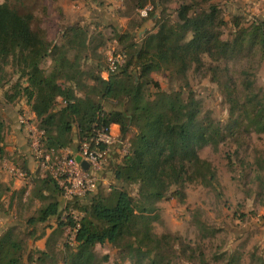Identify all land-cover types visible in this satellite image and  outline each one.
Wrapping results in <instances>:
<instances>
[{
  "label": "trees",
  "instance_id": "obj_1",
  "mask_svg": "<svg viewBox=\"0 0 264 264\" xmlns=\"http://www.w3.org/2000/svg\"><path fill=\"white\" fill-rule=\"evenodd\" d=\"M170 1L129 0L135 10L152 6L144 21L154 19L159 11L161 14L156 31L146 33L139 44L132 32L115 34L126 57L122 66L110 71L99 62L96 70H82L76 64L77 56L69 67L57 66L50 76L44 62L50 59L54 64L57 53L65 50L81 28L67 27L63 43L54 44L45 32H34L25 16L0 3V74L8 65H17L20 79L26 83H16L14 93L6 99L13 103L20 96L27 98L39 129L45 133L42 142L46 151L72 149L79 153L85 144L93 148L97 135L113 125L119 126L122 139L135 131L129 153L113 169L119 185L108 194L101 190L90 194L83 199L86 205L74 201L83 214L78 222L71 214L62 215V190L57 181L49 176L35 178L30 193L41 205L27 218L25 229L10 227L0 236V264L10 254L23 264H57V246L67 228L76 230V248L71 251L64 244L63 264H102L95 249L107 244L127 252L134 264H144L153 254L150 264H158L161 241L151 231L158 204L167 199L184 201L187 184L201 181L210 185L216 178L212 164L199 152L223 141L220 125L202 116L201 103L192 92L186 99L180 92H164L152 75L170 71L185 79L193 67L201 70L206 66L205 57L226 63L256 51L264 57V19L257 18L249 28L240 29L230 43L222 39L221 28L226 22L217 5L202 9L200 4H181L177 18L172 19ZM98 37L92 54L107 42L102 35ZM218 68H212L215 74ZM254 70H243L241 82L233 87L224 84L230 106L225 128L230 134H235L234 129L264 134V90L254 79ZM104 72L108 79L102 77ZM215 81L221 84V80ZM152 89L157 92L153 94ZM59 100L62 106L56 110ZM104 101H116L123 108L106 111ZM5 130L0 108V163L7 156ZM132 186H138L137 198L129 191ZM18 193L25 194L26 187ZM46 237L45 250L33 249L31 242Z\"/></svg>",
  "mask_w": 264,
  "mask_h": 264
},
{
  "label": "rangeland",
  "instance_id": "obj_2",
  "mask_svg": "<svg viewBox=\"0 0 264 264\" xmlns=\"http://www.w3.org/2000/svg\"><path fill=\"white\" fill-rule=\"evenodd\" d=\"M0 3L8 4L25 16L34 32H45L47 39L50 37L54 44L63 43L61 38L67 27L78 25L81 28L71 36L65 50L57 53L55 64L50 59L44 62L43 68L48 76L57 66L69 67L68 63L77 56L76 64L82 70H96L99 62L109 68V56L113 53L122 54L121 44L115 34L132 32L139 44L146 33L156 31V21L161 14L159 11L154 19L144 21L148 16H143L142 10L133 9L129 0H0ZM181 4H200L202 9L217 5L226 22L221 28L222 39L230 43L235 41L240 29L249 28L257 18L264 19V0H171L168 12L172 19L177 18ZM236 24H239V28ZM100 35L107 42L99 47L98 53L92 54ZM204 62L206 66L203 69L193 67L185 79L174 76L170 71L152 75L164 92H180L185 99L192 92L201 103L202 116H209L217 122L223 134V141L218 146L210 145L199 152L200 157L210 162L215 170L216 178L212 184L205 185L201 181L187 184L184 201L167 199L158 204L159 210L151 223V231L161 241L158 264H264V134L244 133L237 129H234L235 134L228 132L225 126L229 124L230 106L224 88L226 83L232 87L239 84L241 72L254 67V79L264 90V57L256 51L231 63L214 62L209 57H205ZM213 67H219L216 74ZM20 75L17 65H8L0 74V108L6 124L5 133L8 121L4 110L10 105L15 107V125L21 131L28 127L19 122L20 117L37 124L36 119H30L31 107L25 96H20L13 103H8L6 99L7 94L14 93L16 83L26 86ZM216 79L221 80V84ZM156 92L152 89L153 94ZM103 105L106 111L123 108L116 101H104ZM60 108L58 102L55 109ZM113 131L121 138L117 128ZM134 134L133 130L126 139H122L119 148L114 152L111 150L107 157L98 187L105 194L119 185L114 179L113 169L128 154L123 150V145H130L129 151L130 139ZM6 157L14 158L8 154ZM38 170V177L53 178L48 171L44 172L40 167ZM32 183L33 180H30L24 184L28 187ZM4 184L0 183V236L10 227L25 229L27 218L41 205V202L32 199L31 190L22 196L19 191L12 195L11 189H6L8 185ZM129 191L132 196L138 197V186L130 187ZM86 204L85 200L79 202V206ZM70 209L74 210L75 220L79 221L83 217L74 204L69 206L61 203L60 210L64 217L70 215ZM53 226L56 228L54 223ZM47 233H51V229ZM75 233L71 228L65 229L57 246V264H63L64 244H68L71 251L76 248ZM30 244L38 250V243ZM95 253L102 264H134L127 252L108 244L96 247ZM106 256L108 260L104 261ZM154 256L147 258L144 264H150ZM1 264L23 263L10 254L3 258Z\"/></svg>",
  "mask_w": 264,
  "mask_h": 264
},
{
  "label": "built area",
  "instance_id": "obj_3",
  "mask_svg": "<svg viewBox=\"0 0 264 264\" xmlns=\"http://www.w3.org/2000/svg\"><path fill=\"white\" fill-rule=\"evenodd\" d=\"M152 9L149 5L141 13L143 16H148ZM108 63L109 70L114 71L118 66H122L125 63V56L113 53L109 56ZM60 103L62 104L61 101ZM19 122L30 129L32 134V149L39 162L38 165L42 171H48L57 181L62 190V198L66 202V205L72 204L76 200H83L98 190L99 183L101 182L100 174L107 165V157L110 151L114 152L122 144V138L114 134L113 126L109 131H101L94 140L93 148L89 144H85L79 152L78 156L82 157V161L89 164V169L85 171L81 163L76 161V157L69 156V154H64L63 152L46 151L42 142L45 135L43 130L31 124L24 117H20ZM102 146L105 149H102ZM128 146L130 145H123V150L126 153H129ZM18 173L21 177L25 175L21 171ZM70 212L74 218V210L70 209Z\"/></svg>",
  "mask_w": 264,
  "mask_h": 264
},
{
  "label": "crops",
  "instance_id": "obj_4",
  "mask_svg": "<svg viewBox=\"0 0 264 264\" xmlns=\"http://www.w3.org/2000/svg\"><path fill=\"white\" fill-rule=\"evenodd\" d=\"M48 40L50 41V37H48ZM102 77L104 79H108V73L104 72L102 74ZM60 101L61 100H59V105L62 106ZM24 108L27 109L28 106L25 105ZM4 113L8 121L7 122L8 129H7V132L5 133V136H6L5 151L9 156L14 157V158L7 159L6 157L1 162L2 164L0 163V173H2L0 176V183H5L6 185H8L6 186V189L10 188L11 189L10 191L12 192V195H13L15 191H20L21 189L25 188L24 183L26 181H30V180H34L35 178H38L37 172H39L38 170L39 162L37 158L35 157L34 151L32 149V143H31L32 134H31L30 129L26 128L25 130L21 131L18 128V126L15 125V120H16L15 107L13 105H10L9 108H6L4 110ZM30 119H36L37 124L33 123V125H36L39 128L38 126L39 122L36 118L35 113H33L32 110H31ZM9 125H10V128H9ZM115 128H117V131H120L119 126L113 125L112 129L114 130ZM57 152H63L64 154L72 153L74 157H77L79 155V153H77L76 150H72V149L59 150ZM20 171L25 174L24 177L19 176L18 172ZM32 188H33V183L30 186L26 187V192H29L30 190H32ZM60 200L62 201V203L66 205V202L63 200L62 197L60 198ZM80 201H83V200H79V202ZM72 204H69V206H71ZM55 222L56 221L53 220L54 224ZM49 234L50 233H48L47 236ZM46 240H47V237L36 242L38 243L37 247L39 250H45ZM42 242L44 243L43 246L41 245Z\"/></svg>",
  "mask_w": 264,
  "mask_h": 264
},
{
  "label": "water",
  "instance_id": "obj_5",
  "mask_svg": "<svg viewBox=\"0 0 264 264\" xmlns=\"http://www.w3.org/2000/svg\"><path fill=\"white\" fill-rule=\"evenodd\" d=\"M76 161H77L78 163H81L82 168H83L85 171H87V170L89 169V164H88L87 162H85V161H82V157H81V156H77V157H76Z\"/></svg>",
  "mask_w": 264,
  "mask_h": 264
}]
</instances>
